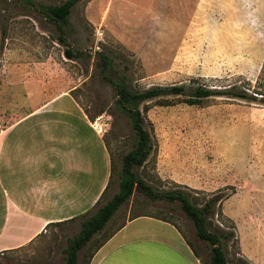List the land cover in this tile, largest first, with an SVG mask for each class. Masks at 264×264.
Listing matches in <instances>:
<instances>
[{
  "label": "rangeland",
  "instance_id": "rangeland-1",
  "mask_svg": "<svg viewBox=\"0 0 264 264\" xmlns=\"http://www.w3.org/2000/svg\"><path fill=\"white\" fill-rule=\"evenodd\" d=\"M63 1L0 0V108L11 93L16 101L23 89L29 93L25 108L71 90L102 136L112 167L93 212L117 193L121 157L133 146L130 123L115 109L114 91L95 68L98 52L113 60L114 71L135 90L193 82L264 83V0H78L59 31L41 6ZM169 102L140 107L152 150L138 174L157 189L186 190L199 205L215 197L214 226L236 238L226 243L229 262L264 264V106L226 98L203 106L177 98ZM138 215L175 223L201 264L208 262V245L196 238L178 204L150 202L135 192L79 252L78 264ZM78 221L49 227L24 248L0 257V263L64 264V249L78 232Z\"/></svg>",
  "mask_w": 264,
  "mask_h": 264
},
{
  "label": "crops",
  "instance_id": "crops-1",
  "mask_svg": "<svg viewBox=\"0 0 264 264\" xmlns=\"http://www.w3.org/2000/svg\"><path fill=\"white\" fill-rule=\"evenodd\" d=\"M70 93L25 108L23 89L0 108V256L91 211L107 187V146ZM88 264L201 262L173 225L140 216L113 231Z\"/></svg>",
  "mask_w": 264,
  "mask_h": 264
},
{
  "label": "trees",
  "instance_id": "trees-1",
  "mask_svg": "<svg viewBox=\"0 0 264 264\" xmlns=\"http://www.w3.org/2000/svg\"><path fill=\"white\" fill-rule=\"evenodd\" d=\"M25 1L30 3L28 0ZM77 1L78 0H64L59 5L41 6V12L57 26L59 31H62L63 26L68 25L71 9ZM58 42L62 45L65 40L63 37H59ZM64 54L70 60L74 57L69 49H66ZM94 63L102 82L110 85L114 91L115 109L125 116L130 123L133 133V146L121 157L117 193L106 203L99 206L94 212L88 211L77 218L69 220V223H74L79 220L78 223L80 227L78 232L67 241L66 248L64 249V264H78L79 252L86 247L96 235L104 230L111 218L135 192L148 199L150 202L178 204L180 210L191 222L196 238L206 243L210 249L209 260L206 264H247V262L242 259L234 263L229 262L226 256V243L230 239L234 238L236 240V238L232 231L227 232V230H219L214 226L210 217L214 214L215 197L199 205L194 202L196 200H194L186 190L179 187L170 190L157 189L150 183H147L138 174L139 169L144 165L152 150L150 134L144 126L142 111L147 109L146 106L148 102H155L161 106H166L170 105L169 99L172 98L181 99L183 103L189 106H203L208 100L215 98L240 100L248 104L264 106V83H260L258 79L254 86L248 80L220 86H207L199 84L198 82H193L190 85L153 86L147 89L135 90L132 87L131 81L126 76L118 75L114 71L112 68L113 60L109 56L98 52L94 58ZM261 70L264 71V63ZM142 105L143 108L141 111L140 107ZM111 175L112 167H110V177L107 187L101 194L97 204L108 188ZM140 216L147 215H138L131 219ZM149 217L173 225L186 240L179 227L167 218ZM105 239H107V237ZM105 239L93 251L98 249ZM187 243L195 253L192 245L188 241ZM93 251L84 264L89 263Z\"/></svg>",
  "mask_w": 264,
  "mask_h": 264
}]
</instances>
